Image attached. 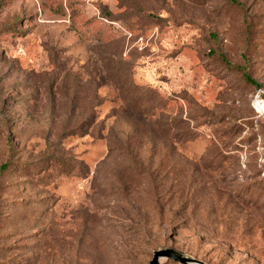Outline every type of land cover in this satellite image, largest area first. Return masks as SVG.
Instances as JSON below:
<instances>
[{"label":"rangeland","instance_id":"obj_1","mask_svg":"<svg viewBox=\"0 0 264 264\" xmlns=\"http://www.w3.org/2000/svg\"><path fill=\"white\" fill-rule=\"evenodd\" d=\"M4 164L0 264H264V0H0Z\"/></svg>","mask_w":264,"mask_h":264},{"label":"water","instance_id":"obj_2","mask_svg":"<svg viewBox=\"0 0 264 264\" xmlns=\"http://www.w3.org/2000/svg\"><path fill=\"white\" fill-rule=\"evenodd\" d=\"M162 261H172L175 264H204L201 261L185 257L172 250H159L154 252L150 264H162Z\"/></svg>","mask_w":264,"mask_h":264},{"label":"trees","instance_id":"obj_3","mask_svg":"<svg viewBox=\"0 0 264 264\" xmlns=\"http://www.w3.org/2000/svg\"><path fill=\"white\" fill-rule=\"evenodd\" d=\"M243 76H244V79L249 83L251 84L252 86L256 87V88H259L260 85L257 84L256 82H254L249 76L248 74H246L245 72L243 73ZM7 168V164H4V165H1L0 166V172H2L3 170H5Z\"/></svg>","mask_w":264,"mask_h":264},{"label":"built area","instance_id":"obj_4","mask_svg":"<svg viewBox=\"0 0 264 264\" xmlns=\"http://www.w3.org/2000/svg\"><path fill=\"white\" fill-rule=\"evenodd\" d=\"M258 104H259V102H258Z\"/></svg>","mask_w":264,"mask_h":264}]
</instances>
